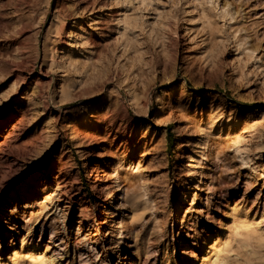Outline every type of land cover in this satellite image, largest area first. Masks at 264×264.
Segmentation results:
<instances>
[{
  "label": "rangeland",
  "instance_id": "374dc122",
  "mask_svg": "<svg viewBox=\"0 0 264 264\" xmlns=\"http://www.w3.org/2000/svg\"><path fill=\"white\" fill-rule=\"evenodd\" d=\"M214 240L264 264V0H0V264Z\"/></svg>",
  "mask_w": 264,
  "mask_h": 264
},
{
  "label": "bare ground",
  "instance_id": "6f19581e",
  "mask_svg": "<svg viewBox=\"0 0 264 264\" xmlns=\"http://www.w3.org/2000/svg\"><path fill=\"white\" fill-rule=\"evenodd\" d=\"M188 159H189V163H191L190 161L193 159L192 154H189ZM11 199H13V198H11ZM231 223H233V225H232L233 229L232 230H233L234 237L236 238L238 243L239 242L242 243L244 241V237L250 235L251 227H250L249 221L247 220L246 216H239V217L234 218ZM253 239L254 238H252L251 241ZM36 245L31 246V249L33 250V252H34V249L36 250V248H37ZM33 252L30 251V253L27 255L29 264H33L34 263L33 261L35 260V257H36ZM17 255H18V252L14 249L13 253L11 255V258H10V262H9L10 264H16L17 263ZM53 256L54 255H49V257H47L46 255H44V254L40 255V253H39L37 258H39L40 264H55L56 258ZM58 257H59V260H62L63 255H59ZM227 263H228L227 254H226L224 248L221 247L220 244L216 243V241L214 240L208 246V249L205 252L204 256L202 257L200 264H227ZM60 264H63V263H60Z\"/></svg>",
  "mask_w": 264,
  "mask_h": 264
}]
</instances>
